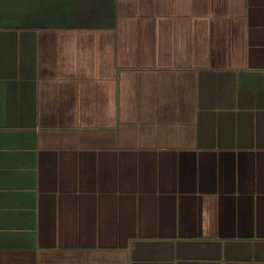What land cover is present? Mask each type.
<instances>
[{
	"label": "crops",
	"instance_id": "1",
	"mask_svg": "<svg viewBox=\"0 0 264 264\" xmlns=\"http://www.w3.org/2000/svg\"><path fill=\"white\" fill-rule=\"evenodd\" d=\"M0 264H264V0H0Z\"/></svg>",
	"mask_w": 264,
	"mask_h": 264
}]
</instances>
